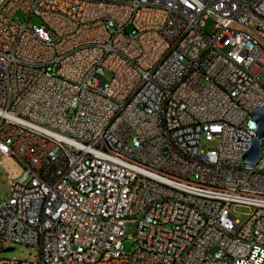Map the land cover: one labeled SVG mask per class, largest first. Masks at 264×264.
Wrapping results in <instances>:
<instances>
[{
	"label": "built area",
	"instance_id": "obj_1",
	"mask_svg": "<svg viewBox=\"0 0 264 264\" xmlns=\"http://www.w3.org/2000/svg\"><path fill=\"white\" fill-rule=\"evenodd\" d=\"M262 106L264 0H0V264H264Z\"/></svg>",
	"mask_w": 264,
	"mask_h": 264
},
{
	"label": "rangeland",
	"instance_id": "obj_2",
	"mask_svg": "<svg viewBox=\"0 0 264 264\" xmlns=\"http://www.w3.org/2000/svg\"><path fill=\"white\" fill-rule=\"evenodd\" d=\"M17 16L20 18L21 21H26V15H24L22 12H19ZM42 23V20L36 16L33 15L28 20L29 25H40ZM205 28L208 32H213L215 29V23L211 20H205ZM229 50L228 46H224L223 51L227 52ZM103 81L106 83L111 80V74L106 73L105 76L102 77ZM219 145L218 140L213 141H207L205 139L202 140V146L205 149H212L217 148ZM8 163H11V161H8ZM8 175L5 170V168L0 164V204L8 199ZM250 209L245 206H237L232 207L231 212L235 216L237 220H239L241 223H244L248 219V213ZM136 229V223L134 220L129 219L125 221V234L128 237L125 246L127 249L130 248L131 242L130 237L134 234ZM0 247H2V244H0ZM13 247L14 249L11 251H0V258H18L21 260H35V255L38 252V248L36 246L27 245V244H21V243H7L5 244V248L7 249Z\"/></svg>",
	"mask_w": 264,
	"mask_h": 264
},
{
	"label": "water",
	"instance_id": "obj_3",
	"mask_svg": "<svg viewBox=\"0 0 264 264\" xmlns=\"http://www.w3.org/2000/svg\"><path fill=\"white\" fill-rule=\"evenodd\" d=\"M254 118L257 123L256 137L252 140L249 151L245 154L244 162L247 165H255L262 155L261 139L264 138V106L258 108L254 112ZM13 247L3 249L0 251H11Z\"/></svg>",
	"mask_w": 264,
	"mask_h": 264
}]
</instances>
